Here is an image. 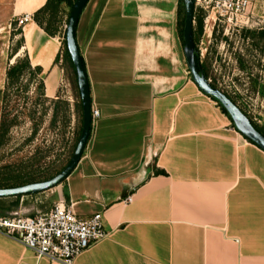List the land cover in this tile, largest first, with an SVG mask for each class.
Wrapping results in <instances>:
<instances>
[{
  "label": "crops",
  "instance_id": "1",
  "mask_svg": "<svg viewBox=\"0 0 264 264\" xmlns=\"http://www.w3.org/2000/svg\"><path fill=\"white\" fill-rule=\"evenodd\" d=\"M46 2L0 0V33L21 37L14 59L42 70L52 100L65 81L61 38L33 19L17 27ZM179 2L88 0L80 15L76 42L99 115L54 204L82 220L102 215L106 236L73 264H264V151L193 83ZM22 200L10 214H25ZM0 264L58 263L0 234Z\"/></svg>",
  "mask_w": 264,
  "mask_h": 264
},
{
  "label": "rangeland",
  "instance_id": "2",
  "mask_svg": "<svg viewBox=\"0 0 264 264\" xmlns=\"http://www.w3.org/2000/svg\"><path fill=\"white\" fill-rule=\"evenodd\" d=\"M252 1L254 21L264 20V0ZM180 7L183 13V2ZM201 11L194 9V15L198 16ZM69 12L71 11L67 8L66 15ZM183 17L184 14L179 19ZM66 26L67 23L64 31ZM205 26L204 22L197 51L199 58L209 66V82L216 79L217 86L264 132V39L259 37L264 30L255 26L236 28L233 25H218L214 26L213 32L211 26H206L205 32ZM209 35L212 38H207ZM60 38L62 45L63 38ZM20 41L21 37L16 40L10 38L7 32L0 33V125L4 119H16V124L0 145V174L2 169H12L22 175L31 173L32 168L37 172L59 170L71 159L78 132L82 128L81 114L74 112L78 101L74 98L70 85L64 88V83L69 84L66 73L62 89H59L52 100L40 94L39 81L43 79L42 74L32 77L26 75L17 85L6 89V71L16 59L24 57L21 55L14 59L17 43ZM60 101L69 105L66 115L69 123L66 126L62 120L65 114L62 105L59 107L56 123L52 124L54 105ZM64 183L65 181L36 196H25L23 200L20 198L19 204L21 200L24 201L23 207L26 208L24 215L34 216L38 210L44 213L45 209L51 208ZM34 197L38 199L37 203ZM13 201L17 200L1 199L0 205L8 207Z\"/></svg>",
  "mask_w": 264,
  "mask_h": 264
},
{
  "label": "built area",
  "instance_id": "3",
  "mask_svg": "<svg viewBox=\"0 0 264 264\" xmlns=\"http://www.w3.org/2000/svg\"><path fill=\"white\" fill-rule=\"evenodd\" d=\"M194 9L203 11L205 24L211 26L210 29L218 25H233L236 28L255 26L264 30V20L254 21L252 0H194ZM32 19L29 15L22 16L17 20V27ZM98 115L97 111H91L92 119ZM127 202L131 199L128 198ZM0 234L20 242L37 257L58 264H73L83 251L106 236L102 215L82 220L71 206L61 201L35 216L17 213L0 216Z\"/></svg>",
  "mask_w": 264,
  "mask_h": 264
},
{
  "label": "trees",
  "instance_id": "4",
  "mask_svg": "<svg viewBox=\"0 0 264 264\" xmlns=\"http://www.w3.org/2000/svg\"><path fill=\"white\" fill-rule=\"evenodd\" d=\"M75 0H47L46 4L38 10L34 16H33V21L49 36V37H62V51L61 54L58 55L55 59V63H59L61 61V66L64 69V72L66 73L67 80L69 82L72 94L74 98L76 99L77 104H75L74 112L75 114H81V124H82V104H81V99H80V94H79V89L77 85V79H76V72L75 68L73 66V63L71 61L69 52L67 50L66 46V40H65V32L64 31V25L68 21V16L69 13H65L66 9L68 8L70 11L72 9V6L74 4ZM183 2V0H180L179 2V8H178V23H177V29H178V35L182 41L183 44V26H184V18H185V12L182 13L180 3ZM184 8V7H183ZM184 14V17L180 20V15ZM66 16V17H65ZM203 19H204V14L201 11V13L196 16L194 15V22L195 25L192 28V34H193V42L197 44L201 33H202V28H203ZM62 35V36H61ZM259 37L263 40L264 39V31H261L259 34ZM21 41L17 43V49L15 50V53L17 52L18 48H20ZM199 57L194 55V61L196 64V68L200 75H202L206 80L210 79V73H209V66H207L206 63H199ZM42 70L39 67H32L28 58L23 57L20 59H16L15 62L8 68L6 71V89H10L17 85L21 79L26 76L30 75L36 76V75H41ZM209 81V80H208ZM210 85L221 91L224 95H226L235 105L236 102L224 91H222L216 83V79H212L210 82ZM39 90L40 94L44 96V84H43V79H40L39 81ZM212 101H214L217 106L220 108L221 112L227 116V112L223 109V107L217 102L214 98L209 97ZM62 105V109L64 110V117H63V124L64 126L68 125L69 119L66 117L67 112L69 111V105L67 102H61L60 103H55L53 111H54V116L52 119V124H55L57 121V115L59 111V107ZM242 113L249 119L251 125L264 137V132L262 129L258 127L257 124H255L250 118L247 116V114L239 108ZM230 119V118H229ZM15 118L12 120H7L4 119L1 122L0 125V145L3 144L4 139L6 138L7 133L11 129V127L16 124ZM234 126V125H233ZM82 127V126H81ZM235 128V127H233ZM82 129V128H81ZM81 129L80 132H78V136L76 139V143L74 145L73 151L76 148V145L78 143L80 134H81ZM252 143L251 141H249ZM253 144V143H252ZM74 153V152H73ZM70 161V160H69ZM68 161V162H69ZM67 162V164H68ZM66 164V165H67ZM63 166L59 170H54L50 169L47 171L43 172H37L32 168L31 173H27L25 175L22 174H17L14 172V170L10 169L9 171L2 169V172L0 174V189H14V188H19L22 186L30 185V184H36V183H42L46 182L48 180H51L55 176H57L60 172L63 171V169L66 167ZM158 174H164V172L158 171ZM37 195V194H36ZM33 195V196H36ZM13 199L17 200L16 202L13 201L8 207H3L0 205V216H9V214L18 209L19 207V200L22 197H12ZM10 198V199H12ZM7 199V198H6ZM1 200V199H0Z\"/></svg>",
  "mask_w": 264,
  "mask_h": 264
},
{
  "label": "water",
  "instance_id": "5",
  "mask_svg": "<svg viewBox=\"0 0 264 264\" xmlns=\"http://www.w3.org/2000/svg\"><path fill=\"white\" fill-rule=\"evenodd\" d=\"M87 2L88 0H75L68 18L65 32L66 46L75 68L77 85L82 104V129L74 153L63 171L51 180L14 189H0V199L33 196L49 191L67 180L82 158L90 135L92 117L88 80L76 42V27ZM183 3L185 12L183 26V53L186 66L193 83L202 94L207 97L214 98L217 102H219V104L227 112L235 129L242 136L264 151V137L251 125L249 119L242 113L239 107L221 91L213 88L210 85V82L198 72L194 61V42L192 34L194 0H183Z\"/></svg>",
  "mask_w": 264,
  "mask_h": 264
},
{
  "label": "flooded vegetation",
  "instance_id": "6",
  "mask_svg": "<svg viewBox=\"0 0 264 264\" xmlns=\"http://www.w3.org/2000/svg\"><path fill=\"white\" fill-rule=\"evenodd\" d=\"M205 16V15H204ZM205 22V17H204V19H203V23ZM193 23H194V20H193ZM208 27V26H207ZM212 30V32H213V30L214 29H211ZM204 31L206 32V26H205V28H204ZM207 38H212V35H209V36H207ZM198 42H199V40H198ZM198 42H197V44L194 42V55L196 56H198L199 57V52L197 51L198 50ZM199 59V63L201 64V63H203V61L200 59V58H198Z\"/></svg>",
  "mask_w": 264,
  "mask_h": 264
}]
</instances>
